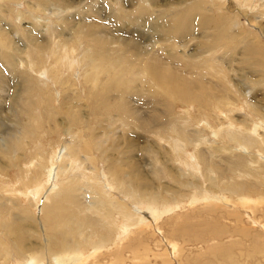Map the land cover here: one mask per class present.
<instances>
[{"label": "rangeland", "instance_id": "1", "mask_svg": "<svg viewBox=\"0 0 264 264\" xmlns=\"http://www.w3.org/2000/svg\"><path fill=\"white\" fill-rule=\"evenodd\" d=\"M51 2L53 4L49 5V9L39 6L38 0H0L1 185L24 191L27 179H19L18 169L15 168L18 164L26 172V167L29 165L28 159L33 158L38 149H44L42 152L45 157H51L55 150L57 153L60 150V155L74 152L80 147L82 135L85 133V141L82 144L89 143L93 148L92 151L80 152L78 157L82 160L81 167L75 168L74 171L64 172L57 164L59 173L58 179L55 176L57 180H55L53 192L57 191V188H59L58 191L60 189H70L72 192L76 190L74 191L76 203L79 206H87L95 199L93 193L89 191L87 179H83L81 174L82 171H86L90 176L92 172L98 170L103 188L114 197H118L116 190L111 186L115 183V177L110 175V169L121 167L123 170L121 174L125 176V179L130 180V177H133L139 185L136 186L139 191L145 196L156 197L163 207L159 209L158 214L147 202H141L134 208L128 204V207H132L135 213L140 215V220H147L148 223L143 222L139 229L133 226L128 228L126 238L119 236L123 233L114 236L103 244L98 253L91 248L85 249L84 253L89 254L90 258L84 264H264V213L262 211L264 208L257 209L253 213L247 207L241 206V203H236L238 198L244 195L224 191L226 188L223 183L229 179L228 176L225 177L226 174H223L224 177L221 176L220 183H213L209 178L216 176L217 173L206 171L203 163L198 162L197 170L189 169L181 164L175 155H172L166 146L168 143L162 144L163 139L155 136L154 132L145 133L146 127L141 125L142 120L140 122L135 118L133 123L138 125H131L133 128L125 129L120 124H114L117 125L114 126L105 114L98 115L101 124L97 123L103 128L107 127L108 131L106 135L97 132L92 141L90 135L93 130L102 131V129L96 128L97 123L94 122L96 115L89 91L91 73L82 66H76L75 70L66 66L59 67L62 84L54 78V71L58 66L55 59L57 56L67 55L75 58L77 64L88 67L91 55L96 56L100 54V51L109 49L115 60L118 61L119 54H126L132 57H128L131 65H138V67H142L140 60L144 58V56L141 58L144 51L146 55L149 53L150 57L155 56L154 58H157L159 62L163 60L165 65L175 70L184 69L186 76H197L188 78L199 79L197 69L182 68V64L216 54L222 72L229 81V89L231 84L235 86L234 89L237 88L234 95L235 105L230 106V110L226 105L227 110L222 108V113L219 112V115L213 111L207 115L208 117L198 110L197 105L176 107V114L191 118L194 121L192 127L199 126L198 128L206 138L210 139L208 140L213 146L222 145L223 140L219 136L211 135L210 129H205L206 125L215 126L213 129L218 130L224 126L227 128L232 122L235 127H240L239 125L250 127L264 135V0H251L249 3L241 4L240 0H62ZM185 10L193 16L194 20L190 28L183 31L177 24L175 16ZM213 14L224 19L220 22L228 25L226 33L203 25L204 18ZM89 27L96 28L97 35L106 39L108 44L98 46L85 38ZM215 42L222 44L221 48ZM126 50L127 52H124ZM214 50H217L216 53L213 52ZM32 52H35L34 55L41 54L43 58L33 60ZM194 53L196 54L188 57L189 54ZM134 54H138V58L137 55L133 56ZM80 59L83 60L82 63ZM177 59L182 63L180 64ZM208 72L207 70L201 79L206 82H216L217 79L209 76ZM144 79L145 76L137 75L138 81L134 84V89L142 96L145 88L146 91L154 88L152 84H150L151 87L145 86ZM219 83L222 85L223 81ZM37 85L43 87L42 95L35 94L33 89L30 90L32 87L37 88ZM220 85L218 92L221 94L226 90ZM208 89L214 91L210 86ZM30 95L34 103L29 108L27 98ZM134 96H132L133 100L126 99L132 107H136L138 112L147 116L149 125L153 121L154 123L162 121L161 115L156 112V109L160 108L162 112L167 113L163 111L165 109L162 105L154 107V103L148 97H146L148 105H145L144 97ZM48 102L53 104L58 112L54 118L53 124L57 125L54 131L48 129L53 124L50 125V120L44 113ZM69 112L84 113L87 117L83 115L85 116L83 123L81 120L78 123H71L65 118ZM190 113L193 116H190ZM172 116L173 114L169 117L172 119ZM32 117H43L45 125L37 128V123L31 120V126L35 128L37 135L35 133L25 139L23 147L14 156L17 162L7 153L5 140L11 137V133H14L15 129L21 126L20 124L29 122ZM66 124L70 127V132H66ZM217 126L220 127L217 128ZM98 139L99 144H96ZM203 142L205 143L200 145V148H206L209 145L206 140ZM68 143H71L69 149L65 148ZM100 144L103 147L102 145L100 147ZM234 146L237 152L239 147ZM241 148L240 153L249 154L244 147ZM195 149H190L191 157L189 158L192 161L196 157ZM251 153L252 159L258 163H264L263 147L254 148ZM225 154L226 152L221 150L219 155L224 157L215 156L214 159L223 164L225 158H228ZM85 155L92 159L87 161ZM227 155L231 153L227 151ZM14 164L15 167H13ZM44 181L45 177L41 187ZM262 189L253 190L261 191ZM28 190L32 197L39 187L30 186ZM245 191L247 193L249 189ZM20 194L21 192L0 193V203L6 202L9 206H5V210L8 207L7 212L10 215L3 216L6 222L12 223L21 230L23 255L28 257L27 255L30 254L58 253L60 247L55 246V241L66 240L60 238L55 240V235L47 225L44 213L41 212V209H45V204H40L41 200L38 204L36 200L22 194L20 196ZM212 194L220 200L216 202V205L204 200V197ZM119 195L121 196L119 200H127L125 196ZM199 195L201 198L196 200ZM223 196L227 198L224 201L221 199ZM49 199L50 197L44 200L45 203L49 202ZM53 201L52 198L48 206ZM9 208L12 211H9ZM231 213H238L239 217H229ZM119 220L122 224V220ZM211 224H217L223 232L215 235L212 229L204 237L196 239L184 231V229L200 231ZM244 229H248L250 235H245ZM16 234H14V241H18V244L21 234L20 232ZM170 242L172 245H169ZM176 244L177 247L174 249L173 245ZM214 250L217 251L214 252ZM93 251L97 254H92ZM46 258L44 264H54L50 257ZM75 258L78 260L77 256ZM0 260V264L18 263L14 260L8 263L4 259ZM69 261L72 262L71 264L77 262L72 258Z\"/></svg>", "mask_w": 264, "mask_h": 264}, {"label": "bare ground", "instance_id": "2", "mask_svg": "<svg viewBox=\"0 0 264 264\" xmlns=\"http://www.w3.org/2000/svg\"><path fill=\"white\" fill-rule=\"evenodd\" d=\"M51 1L61 2L62 0H38V4L43 8L50 9L49 5L53 4V2ZM249 1L251 0H240V4L242 2L249 3ZM175 19L177 21V24L181 26L183 31L188 30L190 28L189 26L194 20L193 16L190 15V13L186 10L177 13ZM220 20L224 19H222V17L219 15L213 14L204 18L203 25L206 27L215 28L221 32L224 31V33H226L228 25L222 24ZM97 33L98 30L96 28L89 27L85 38L91 40L92 43L97 44L98 46H106L108 44L107 40L103 39V37L101 36H98ZM215 44L220 48L222 46V44H219L217 42H215ZM198 50L200 51V49ZM216 51L217 50H214L213 52L216 53ZM124 52H127V50ZM34 53L35 52L31 53V55L34 56L33 60H40V58H43L41 54L38 53L34 55ZM148 54L146 55L143 51V54L141 55V58H143L144 56V58L140 60V64L142 67H138V65H131L132 63L128 61V57L131 56H128L126 54H119L117 56L119 58L118 61L115 60L109 49L107 51H100L99 55H91L88 67L77 64V60L75 58H70L67 55H59L55 58L56 65L58 66L54 71V78H56L57 81L62 84L63 79L60 77L61 73L59 72H61V70L59 67L63 68L68 66L72 70H75L76 66H82L86 71L91 73L89 75V91L90 98L93 99L94 103L93 111L96 115V119L94 121L95 123L101 121L98 119V115L101 114H105V117L109 118L113 125L120 124L125 129L127 127L128 129L133 128L131 125H138V123L137 125L133 123L134 118L139 121L142 120L141 125L146 127L145 133L151 134V132H154L153 134L155 136L163 139L161 140L164 142H161L162 144L165 145V142L168 143L166 146L169 148L170 152H172V155H175V158L181 164L185 165L189 169L194 168L195 170H197L198 162L203 163L206 171H216L217 175L211 176L209 178V180H211L213 183H220L219 179L221 178V176L224 177L223 174H226L225 177L228 176L229 179L228 181L226 180L223 183V185L225 186L224 188H226L224 191H230L231 193L237 195H244L239 197L236 203H241V206L247 207L248 209L253 211V213H255L257 209L262 210L264 208V193H262L264 192V163H258L256 162V160L252 159L253 156L251 151L254 148L259 149L260 146L263 147L264 150V135H261L257 131V129L253 130L250 127H241V125H239L240 127H235L233 126L232 122L227 126V128L225 126L222 128H219L220 126H217V128H219L218 130L213 129V127L215 128V126L211 127L210 125H206L205 129H210L211 135H215L216 137L219 136L220 139L223 140V143H221L222 145L213 146L209 142L210 139L206 138L203 132H201V130L198 128L199 126L195 128L192 127L194 121L191 118L183 117L181 116V114H176V107H189L190 105H197L198 110L202 112L205 117H208L207 115H210V113L213 111H215L219 115V112H221L222 108L227 110L226 105H228V110L231 109L230 106L235 105L236 100L234 98V95L235 91L237 92V88L234 89L235 86L231 84V87L229 89V81H227L225 75L222 72L221 64L217 60V55L211 54V56L209 57H201L198 60L188 61L182 64V68H187L189 70L197 69V71H199L200 78L196 79L188 78L197 76H186V71L184 69L175 70L171 66L165 65V62L163 60H160L162 62H159L157 58H154L155 56L150 57L151 55L149 54V57H147ZM195 54L196 53L189 54L188 57H191ZM135 55H137L138 58V54H134L133 56ZM150 58L154 59L151 60ZM177 60L180 64L182 63V61H180L179 59ZM80 61L82 63L83 60L80 59ZM207 70L209 71V76H214L217 79L216 82H206L201 79V77L205 76ZM138 72L140 74H138ZM137 75L145 76V79L143 80L145 82V86L148 85L151 87L150 84L154 86L153 89L148 91H146L145 88L143 96L141 95V93H138L134 89V84L138 81ZM222 81L223 83L222 85H220L219 82ZM219 85L228 92L222 91V93L220 94L218 92ZM208 86H210L212 90L216 91V93H213L214 91H210L208 89ZM35 87H32L30 90L33 89V92L35 94L38 95L39 93V95H42L44 90L43 87L39 85H37V88ZM132 96L144 97L145 105H148L146 97L150 98V100L154 103V107L158 105H162L164 107L163 109L165 110L163 111H167V116L165 112H162V110L158 108L156 109V112L161 115L162 121L159 120V122L157 123H154L153 121L154 124L150 123L149 125V123L147 122L148 118H146L147 116L145 117L143 113L138 112L136 110V107H132L129 101L126 99L129 98L133 100ZM27 99L28 106L30 108V106L34 102L31 95ZM44 113L49 118L50 125H52L54 123L55 114L58 113L56 107L48 102L47 107L44 108ZM171 114H173L172 119L171 117H169L171 116ZM227 114L229 115L228 111ZM83 115L87 117V114L84 113L79 114V112H77L76 114H72V112H69L68 114H66L65 118H67L71 123H78L80 120L82 121L81 123H83V118L85 117ZM191 115L192 113H190V116ZM31 120H34L35 123H37V128L45 125L43 117H32L29 122L20 124L21 126L15 129L14 133H11V137L8 140H5V143L7 144V153L11 155L12 159H14L15 161L17 160L14 158V156L23 147L25 139L34 135L35 133L37 135V132H35V128L31 126ZM98 124L99 123H97L96 128L102 129V131H96V129L93 130L92 134L90 135L92 141L97 132L103 133L105 135L107 134V127L103 128V126L100 125L101 122L99 126ZM65 127L66 132H70L71 129L68 124H66ZM56 128L57 125L53 124L48 129L54 131V129ZM85 136L86 134L83 133L80 141L81 145L74 151L76 155L74 152L62 153V155H60V150L58 153L55 150L51 157H45L42 152V150L44 149H38V151L35 152V155H33V158L31 157L30 159H28L29 165L26 167V172L21 166H18L19 164L17 165L16 163L17 167H15L14 164L13 167L18 169V173L20 175L19 179H27L24 191H19L18 188L16 189L11 186L6 187L4 185H1L0 183V193L21 192L23 196L36 200L38 204L40 200V204H45V209H41V212L44 213L46 223L50 226L51 232L55 235V240H58L59 238L62 240H66L63 242L55 241V246H59L60 251L54 254L45 252L42 255L30 254L27 255L28 257L24 256V247H21L23 236L21 230L17 226H13L12 223L8 224L6 222L7 220L3 218V216H6L8 214L10 215V213L7 212V209L9 207L8 204L6 202H2L0 203V259H4L5 261H7V263L11 260H14L18 262L16 264H44L45 260L47 259L46 257H50L54 264H71L72 262H70L69 260L72 258L74 261H77L76 264H84V262L90 258L88 257L89 254L87 255L86 253H84L85 249L91 248L98 253L106 241L111 240L114 236H117L121 233H123V235L119 236H121V238H126V236L128 235V228L133 226L138 227L137 229H139L142 227L141 225L143 222H147V220H140V215L136 214L133 210V208L137 205H140L141 202H147L148 204H151V208L155 211V213L159 214V209L163 207L159 204V199L154 196L143 195L136 187L139 185L136 183L133 177H130V181L127 180V178L125 179V176L121 174V172L123 171L121 167H114L113 170L110 169V175H113L115 177V183L112 182L114 185L111 184V186H113V188L116 190L118 197H114L103 188V182L100 181V174L98 173V170L97 172L91 171L92 174L90 176L87 175L86 171H82L81 174V177L83 179H87L89 191L93 193V198L95 199L90 201L87 206H79L78 203H76V197L74 193V191L76 190L72 192L70 189H60L58 191L59 188H57L58 192H53L56 185L55 180L58 179L57 174L59 173V170H57V168H61L64 172L74 171L75 168L81 167L82 160L81 157H78L80 152L85 150L92 151L93 148L89 143L82 144L85 141ZM155 136L154 138H156ZM99 139L96 141V144H99ZM203 140H206L209 144L206 148H200V145L205 143L203 142ZM212 143H214V141ZM70 144L71 143L65 145V148H68ZM101 145L102 144H100V147ZM234 145H237L239 147V150L237 152L234 149ZM241 147H244V149L247 150V153L249 154L245 155L246 153L244 154V152L240 153L242 149ZM192 148H196L195 151L197 150L194 161L189 158L191 157L190 149ZM221 150L225 151V155L228 157L225 158V163L223 164H221L220 162L218 163L217 160L214 159L215 156H223L219 155ZM227 151H229L231 155H227ZM85 157L87 161L92 159L87 155H85ZM93 167H95V165H93ZM55 176L57 179H55ZM128 176L129 175H127V177ZM44 177V185L41 187V183ZM35 185L39 187V190L37 191V193H34L32 197H30L28 189L30 186L33 187ZM256 188L263 189L261 191L253 190ZM246 189H249L247 193L245 191ZM118 190L120 193L118 192ZM137 190L139 191V193ZM21 194L20 196H22ZM119 194L125 196L127 200H119V198H121ZM48 197H50L49 202L52 200V198L54 199L52 204L49 206V202L47 201L45 203L44 201ZM197 198L198 199L196 200H199L201 196L199 195ZM221 199L222 201H224V199L227 198L223 196ZM204 200L206 202H212V204L214 205L217 204L216 202L220 201L217 200V196L214 194L208 195V197H204ZM128 204L133 208L128 207ZM5 206H8L6 210ZM9 211L12 210L10 209ZM262 211L264 213V209ZM230 216L239 217V214L231 213L229 217ZM119 219L122 220V224H120ZM212 229L214 230L215 235H220L223 232V229L217 224H211L207 228L201 229L200 231L195 229H184V231L189 236L200 239L201 237H204V235H207ZM19 232L21 234V237L19 238L20 240L17 244L18 241H14V234H19ZM179 232L183 233L182 230H179ZM2 233H6L5 236H2ZM249 233L250 232L248 229L244 231L245 235H250ZM67 240L70 241L67 242ZM118 242H120V240ZM70 243H72V245H70ZM169 245H172V243ZM173 247L174 249H176L177 244L173 245ZM216 251L214 250V252ZM95 252L93 251L92 254H94ZM74 256H77L78 260ZM91 258L93 257L91 256Z\"/></svg>", "mask_w": 264, "mask_h": 264}]
</instances>
